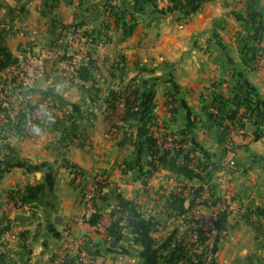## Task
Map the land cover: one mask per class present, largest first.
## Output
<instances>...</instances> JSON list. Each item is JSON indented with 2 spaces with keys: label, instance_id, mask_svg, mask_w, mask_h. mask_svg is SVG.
I'll list each match as a JSON object with an SVG mask.
<instances>
[{
  "label": "crops",
  "instance_id": "0c3cea01",
  "mask_svg": "<svg viewBox=\"0 0 264 264\" xmlns=\"http://www.w3.org/2000/svg\"><path fill=\"white\" fill-rule=\"evenodd\" d=\"M136 1L0 0V49L17 61L29 54L41 69L29 86L23 82L11 93L0 88V102L11 108L23 99L45 104L55 117L36 122L45 128L39 136L23 121V135L0 138V196L43 187L41 202L7 214L0 264L74 258L68 245L75 241L97 257L96 264H264V135L231 155L201 100L204 92L231 99L248 88L256 105L246 125L256 133L263 124L264 66H244L241 50L247 10L264 22V0H207L192 13L182 0H146L142 12ZM57 24L91 34L92 65L79 63L89 71L87 81L63 83L48 69ZM57 84L63 85L59 94ZM125 85L137 90L140 112L122 123L105 117L103 99ZM147 116L155 136L163 132L158 136L181 150L175 156L170 148L150 176ZM74 169L103 181L95 203L103 233L84 238L93 225L80 221L82 183H73ZM222 198L223 222L196 250L171 262L187 243L188 215L197 209L208 216ZM117 218L114 240L109 230Z\"/></svg>",
  "mask_w": 264,
  "mask_h": 264
},
{
  "label": "built area",
  "instance_id": "2783aa9c",
  "mask_svg": "<svg viewBox=\"0 0 264 264\" xmlns=\"http://www.w3.org/2000/svg\"><path fill=\"white\" fill-rule=\"evenodd\" d=\"M81 34L79 30L74 29L73 27L67 28L66 30H63L59 33V35L56 37L55 40V46L58 47L60 50H62V58L67 59H73L75 56L72 52L73 45L79 41ZM259 52L257 57L255 58L254 62L258 63V59H261V61H264V52ZM16 64H13L8 70H12L11 73H13L16 69ZM17 72V71H16ZM71 74L75 75L76 70L74 71L72 66H70ZM22 77V76H21ZM203 101H206V107H208V112L212 114L216 120H220L222 123L225 134L227 138V149L230 152L231 155L235 154L237 151V148L245 144L247 142H250L255 139L254 133H251L248 131L246 126V120L245 118H239V115H236L234 118L225 117L222 115L220 110L214 105L213 98L210 97L209 93L203 94ZM17 112V111H16ZM15 112V113H16ZM36 113L38 115H35L33 113ZM40 109L37 111H32L29 117L30 121H38L41 116L39 115ZM10 112L6 113L3 116L2 114L0 117V138L1 139H10V138H18L20 136L17 135L16 130L13 128L15 124V117L9 115ZM259 132L258 134L260 136L264 135V122L259 126ZM156 144L159 147L160 151H168L171 149H178L179 145L174 142L172 139H166V138H158L156 140ZM70 177L74 184L77 186L81 185L80 190V201L83 207L82 216H81V222L88 221L92 216L100 215V211L98 210L96 206V201L99 199L100 196H102V187L101 183L103 182L102 179L95 178V179H89L83 172H80L78 170L71 171ZM207 196V194H206ZM200 201L197 203L198 207L201 205ZM226 204V198H222V200L219 202L218 205H215V207L211 208L210 215L206 216L205 214H202L198 212L197 209H194L192 214H189V220L192 224L191 228L189 229L187 233V243H186V250L188 251H194L197 249V247L200 245V236L203 234L210 235L216 230V226L218 224V217L223 212V208ZM23 207V204L21 202V195L18 194L16 191H11L7 193L5 196H3L0 200V231L3 230L6 227V217L7 214L10 211H16ZM223 207V208H222ZM93 230L91 232H88L84 234L85 237H89L94 235L93 233H103L102 227L100 224V221H98L95 225L92 226ZM102 231V232H101ZM74 248L75 250V257H65V258H57L56 260H53L50 264H96L97 257L94 254H91L87 250L81 247L79 243L76 241L73 243H70L68 245V248Z\"/></svg>",
  "mask_w": 264,
  "mask_h": 264
},
{
  "label": "trees",
  "instance_id": "16d2710c",
  "mask_svg": "<svg viewBox=\"0 0 264 264\" xmlns=\"http://www.w3.org/2000/svg\"><path fill=\"white\" fill-rule=\"evenodd\" d=\"M188 5V10L190 13L196 12L200 9V7L207 1V0H183ZM147 3L146 0H137L136 1V10L137 12H142L144 10V6ZM246 20L249 22V27L246 35L242 38L243 40V46H242V54H241V60L244 66H249L250 62L253 61L257 55L260 52V48H257V45L260 44L264 40V22L261 19V16L258 12L254 9L247 10ZM74 25L70 26H63V28H70ZM51 34H54V28L51 32ZM17 60L11 56V54L5 50L0 49V73L7 69L11 64H15ZM92 65V62L88 60L87 67H90ZM77 79L81 81H87L89 78V71L86 67H79L76 70V76ZM12 81H15V78L12 79ZM126 94V96H124ZM123 102L124 105V112L121 116L120 121L122 123H125L129 120L135 119L139 115V104H138V92L134 88H129L128 90L124 91V93H111L110 94V104H108V108L114 111V105L116 102ZM213 103L214 105L220 110L222 115L229 118H234L237 114L239 109L243 108L244 113H248V117L250 118L254 114V106L256 105V97L251 92L250 89L246 88V90L239 92L235 94L231 99H223L220 96H213ZM20 109L16 112L15 115V124L13 125L14 129L17 132L18 136L23 135V128L21 127V124L23 121L27 120L29 121L30 114L32 110L34 109L32 106H30L27 102V100H23L20 104ZM49 108V107H47ZM50 109V108H49ZM1 110V109H0ZM2 112L6 113V109L3 108ZM209 118L213 121L215 118L210 115ZM218 120H215L217 122ZM217 124L218 126L220 125ZM154 125V122L150 116H147L146 122H145V128L143 131V137H144V144L146 145L148 155L150 157V164H149V170L147 171V176H150L156 169L157 166L165 164L167 157L169 156V151H160L159 147L156 144L157 137L154 134L153 130H150V128ZM259 127L257 128L256 133L254 134L255 139H258L260 137L257 132H259ZM178 149H173V152L175 156H178L181 154L180 150V144ZM7 150V149H5ZM8 151V150H7ZM183 172L185 176L187 177H193L192 172L183 169ZM101 183L102 182H98ZM21 195V202L24 205H31V204H37L41 202L43 198V187L41 185L38 186H30L26 187L23 191L17 192ZM180 206L182 207V203H180ZM225 218L224 213L220 214L218 217V224L222 223ZM100 219L99 215L92 216L89 219L90 225H95ZM120 219H116L110 227L109 235L113 237L114 240L119 239V223ZM217 228V226H216ZM7 227H5L3 230L0 231V236L5 232ZM208 235L203 234L200 236V241H204ZM186 245L179 246L175 252L174 255L171 258V262H176L179 260V258L182 257V255L185 254Z\"/></svg>",
  "mask_w": 264,
  "mask_h": 264
},
{
  "label": "rangeland",
  "instance_id": "374dc122",
  "mask_svg": "<svg viewBox=\"0 0 264 264\" xmlns=\"http://www.w3.org/2000/svg\"><path fill=\"white\" fill-rule=\"evenodd\" d=\"M183 3L185 4V8L188 9L189 8L188 5L184 1H183ZM73 28L76 30H79L80 34H81V36H80L81 39L79 41H77L72 47V52L75 56L73 59L62 58L61 54L63 51L55 46L56 37L59 35V33L61 31L67 29V28L64 29L63 25L57 24L54 26V34H51L52 41H51V44H50V47L48 50L50 58L47 62V67L51 72L56 73L61 78V81L63 83H68L69 81H71L76 76V73H75V75H73L69 72L70 66H72L73 70L75 71V70H77V68L80 67V65H79L80 62L81 63L85 62L86 64H87L88 60L93 62L91 60V56L89 53V52H91V48L86 43V42H89V40L91 39V34L89 32H86L83 28L81 29V28L77 27L76 25H74ZM257 48H260L261 49L260 51H262V49H263V52H264V40L262 42H260L259 45H257ZM254 60L250 62L251 66L254 69H260L261 67L264 66V61H261V59H258V63H257V61L255 63ZM15 64H16L17 70H15L13 73H11L12 70L11 71L8 70V68H10L13 64H11L7 69H5L4 71H2L0 73V88L4 91V93H5V91H7L9 93L15 92L18 88H20L21 83H23V82L26 83L25 85L29 86V84L35 79V77L41 71V69L37 65V63H35L33 57L29 54L26 55V58H24V60L17 61ZM13 78H15L14 82L12 81ZM131 87L132 86H128V85L121 86L116 91H113V93H124V91L128 90ZM132 88H134V87H132ZM204 93H209L211 98H213V96H214V94H212L210 92H204ZM203 94L201 96L202 101L204 100ZM124 96H126V94H124ZM1 98L5 99L4 96ZM23 100H25V99H23ZM2 101L0 102V104H1L0 105V109H1L0 115L2 114V117H3L6 113L10 112L9 115L12 117L13 116L15 117V115H16L15 112L20 109V105L15 106V108H11L8 105V102H5V100H2ZM108 101H110V93L108 94L106 92L105 98L103 99V114L105 115L106 118H111L113 121L117 120V119L120 121L121 116L124 112L123 111V108H124L123 102H121V101L116 102L114 105L115 107H114V111H113V110L108 108V104H110V102H108ZM27 102L30 106H32L34 108L32 111H37L38 109H41L42 107H48V105H45V104L42 106H38L36 103H30L28 100H27ZM205 102L206 101H203V105L205 106V109H206V116H207L208 120L211 121V119H209V116L212 114H210L208 112V107H206ZM3 108L6 109V111H7L6 113L2 112ZM239 112H242V114H239ZM33 114L38 115L35 112ZM237 115L240 116L239 118H245L246 124H252L250 119H253V117L251 116V118H249L248 113L245 114L243 108L239 109ZM5 116H8V115H5ZM2 117H0V119ZM27 120H25V121L27 122ZM215 120H216V118H215ZM215 120L212 121V124L220 130V134L222 135V137L227 139L228 137L226 138V134H225L226 132H225V129H224L222 123H220V125L218 126L217 124L219 123V121L215 122ZM29 122L36 123L37 121H35V120L30 121L29 120ZM247 129L249 132H251L248 127H247ZM163 134H164L163 132H159V134H157V136H156L157 139L162 138L163 136L161 137L158 135H163ZM257 134H258V132H257ZM9 192H11V191H9ZM6 194L1 195L0 200Z\"/></svg>",
  "mask_w": 264,
  "mask_h": 264
},
{
  "label": "clouds",
  "instance_id": "9594fccd",
  "mask_svg": "<svg viewBox=\"0 0 264 264\" xmlns=\"http://www.w3.org/2000/svg\"><path fill=\"white\" fill-rule=\"evenodd\" d=\"M63 89V85L62 84H57L54 88V91L59 94ZM39 115L46 121V122H53L55 120V117L52 113V111L47 108V107H42L40 109ZM30 132L36 136L41 135L44 131L45 128L43 125L39 124V123H30L28 125Z\"/></svg>",
  "mask_w": 264,
  "mask_h": 264
},
{
  "label": "water",
  "instance_id": "95a60500",
  "mask_svg": "<svg viewBox=\"0 0 264 264\" xmlns=\"http://www.w3.org/2000/svg\"><path fill=\"white\" fill-rule=\"evenodd\" d=\"M128 224H129L130 227H134V220L133 219H130L129 222H128Z\"/></svg>",
  "mask_w": 264,
  "mask_h": 264
}]
</instances>
